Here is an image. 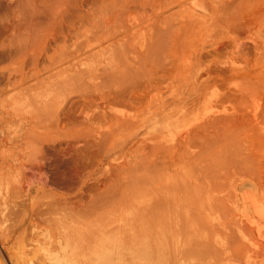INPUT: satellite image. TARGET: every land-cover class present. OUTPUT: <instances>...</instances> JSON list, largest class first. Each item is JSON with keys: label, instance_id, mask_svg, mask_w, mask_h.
I'll return each mask as SVG.
<instances>
[{"label": "rangeland", "instance_id": "1", "mask_svg": "<svg viewBox=\"0 0 264 264\" xmlns=\"http://www.w3.org/2000/svg\"><path fill=\"white\" fill-rule=\"evenodd\" d=\"M7 1L0 264L230 261L224 199L264 170V0Z\"/></svg>", "mask_w": 264, "mask_h": 264}, {"label": "bare ground", "instance_id": "2", "mask_svg": "<svg viewBox=\"0 0 264 264\" xmlns=\"http://www.w3.org/2000/svg\"><path fill=\"white\" fill-rule=\"evenodd\" d=\"M7 2H11V4H13L12 2V0L10 1H7ZM150 2V1H149ZM10 4V3H9ZM10 4V5H11ZM9 5V6H10ZM7 6H8V3H7ZM8 6V7H9ZM12 6V5H11ZM123 19V18H122ZM180 22V21H179ZM124 23V22H123ZM119 25V24H118ZM116 26V25H115ZM176 26V25H175ZM237 26V25H236ZM237 30V29H236ZM241 37V36H240ZM239 43V42H238ZM243 43V42H242ZM247 43V42H246ZM122 44V43H121ZM237 46V45H236ZM246 46V45H245ZM247 48V47H246ZM85 72L84 71H79L78 72V76H82L83 74H84ZM141 77H142V75H140ZM138 78V77H137ZM139 79V78H138ZM128 80V79H127ZM126 81V80H125ZM140 82H141V80H140ZM129 84V83H128ZM131 85V84H130ZM132 86V85H131ZM118 87H120V85L118 86ZM133 87V86H132ZM122 89V88H121ZM118 90V89H117ZM116 90V91H117ZM120 90V89H119ZM126 90H128V89H126ZM4 111H6V110H4ZM115 113V112H114ZM113 112H111V111H108V110H106L105 108H103V109H101V110H99V111H96V112H94L93 114H90V115H87V116H82V115H79L78 116V120H80L81 122H83V123H86V124H88V123H93V122H95V121H106L107 122V120H109L110 118H111V115H113L114 114ZM0 117H3V116H0ZM228 118V117H227ZM228 121H230V120H228ZM228 123V122H227ZM225 124V126L227 125L226 123H224ZM200 126V125H199ZM224 125H223V127H225ZM196 128H201L199 131H202V127L200 126V127H196ZM194 129V128H193ZM197 129H194V131H196ZM225 130H227V128L225 129ZM92 131V130H91ZM96 131V130H95ZM191 131H193L192 129H191ZM199 131H197L198 133H199ZM264 131V130H263ZM99 134V136H95V135H93V134H91L89 131H88V134L90 133L91 134V138H92V135L93 136H95L96 138H97V141H95L96 140V138L94 139V138H92V142H90L89 143V145L90 146H94V147H99V146H101L107 139L106 138H103L102 136H104V130H99V131H97ZM190 132V131H189ZM224 132V131H223ZM94 133V132H93ZM222 133V132H221ZM221 133H219V134H221ZM90 134H89V136H90ZM197 134V133H196ZM201 133H199V135H200ZM229 134V133H228ZM183 135V134H182ZM204 136H205V134H203ZM226 135V134H225ZM88 136V137H89ZM228 136V135H227ZM87 137V138H88ZM182 137H184V136H182ZM233 137H234V135H233ZM232 137V138H233ZM221 138H222V136H221ZM225 138V137H224ZM228 138H229V136H228ZM227 138V139H228ZM184 139H185V137H184ZM220 139V138H219ZM226 139V140H227ZM215 140V139H214ZM220 140H222V139H220ZM226 140H222L223 142L224 141H226ZM229 140V139H228ZM84 141H85V139H84ZM83 141V142H84ZM212 141V140H211ZM216 142V141H215ZM227 142V141H226ZM85 143H86V141H85ZM213 143V142H212ZM222 143V142H221ZM230 143H232V142H230ZM214 144V143H213ZM87 145H88V143H87ZM135 145V144H134ZM210 145V144H209ZM228 146V145H227ZM235 147V146H234ZM237 147V146H236ZM227 148V147H226ZM238 148V147H237ZM236 148V149H237ZM222 150V149H221ZM227 150H229V148L227 149ZM230 152H233V151H230ZM233 154V153H232ZM8 165V164H7ZM6 166V165H5ZM1 169V168H0ZM239 170V169H238ZM8 171V170H7ZM247 172H248V170H246ZM245 171V172H246ZM202 172V171H201ZM244 172V171H243ZM243 172H241V173H243ZM20 172H18V174H19ZM22 173H24L23 171H22ZM26 173V172H25ZM225 174V173H224ZM6 175V174H5ZM8 175V174H7ZM15 175V174H14ZM14 175H13V177H14ZM23 175H25V174H23ZM222 175V174H221ZM220 175V176H221ZM250 175V174H249ZM1 176H3L2 174L0 175V177ZM18 176V175H17ZM248 176V175H247ZM215 177V176H214ZM213 177V178H214ZM217 177V176H216ZM219 177V176H218ZM223 177V176H222ZM225 177V176H224ZM228 177V176H227ZM249 177V176H248ZM250 179L249 180H241L238 184H236V186H235V189H234V191L232 192V194H230V195H228V197L226 198L225 197V201H226V199L228 200V202H229V200H236L238 203H237V207H236V210L238 211L237 212V214H238V216H237V218L235 219V221H234V224H236L235 225V227L232 229V228H230V230L232 231V232H230V237L232 238V237H236L235 239L233 238V239H230V237H228L229 238V240H232L233 242H231L230 243V245L232 244L233 245V243H235L234 241H236V242H238V245H239V249H232L231 250V254H233V256H231V258H230V261H227V262H221V263H218V264H264V170L263 169H259V171H257V169H253V171L251 172V175H250ZM4 178H6V177H4ZM9 178V177H8ZM198 178V177H197ZM221 178V177H220ZM1 179H2V177H1ZM229 179V178H228ZM9 180H11V179H9ZM14 180V179H13ZM16 180V179H15ZM18 180V179H17ZM21 180V179H20ZM19 180V181H20ZM199 180V179H198ZM10 182V181H9ZM179 182V181H178ZM11 183V182H10ZM14 183V182H13ZM176 183V182H175ZM246 183H250V184H252L255 188H257L258 189V191L261 193H259L260 194V196L259 197H256V195H255V193H252V192H242V193H239V190L241 189V187L242 186H244V185H246ZM174 184V183H173ZM221 184V183H220ZM215 187H217V184L215 183ZM223 185V184H222ZM177 186H178V188H177ZM182 186H184V185H182ZM220 185H218V187H219ZM226 186V185H225ZM173 187V189L175 190V184H174V186H172ZM215 187H213V190H214V188ZM227 188H228V186H226ZM176 188L177 189H179V190H181L180 188H182V187H180V184H176ZM184 188V187H183ZM191 188V187H190ZM13 189V188H12ZM9 190V189H8ZM7 190V191H8ZM188 190H190V189H188ZM202 190V189H201ZM215 190L217 191V189L215 188ZM220 190V189H219ZM225 190V189H224ZM221 191H223V190H221ZM22 192V191H21ZM204 192V191H203ZM178 193V192H177ZM3 194V193H2ZM16 194V193H15ZM180 194V193H179ZM183 193H181V195H182ZM198 194V193H197ZM5 195V194H4ZM199 195V194H198ZM17 196V195H16ZM211 196V195H210ZM211 198V205H218L219 203L220 204H222L221 206L223 207V203H221L220 201V199H221V196H219V195H215V196H211L210 197ZM223 200V199H222ZM223 202V201H222ZM168 203V202H167ZM210 203V202H209ZM230 203V202H229ZM234 203V202H233ZM153 204V203H152ZM173 204V203H172ZM172 204H171V206H172ZM232 204V203H231ZM22 205V204H21ZM162 205V204H161ZM224 205H228L227 207H228V211L226 212V213H229L230 214V212L229 211H232V210H230L229 209V204H227V201H226V204L224 203ZM156 206V205H155ZM248 206H252L253 208H257V207H259V206H262V210L260 211V212H258V214H252V215H247V209H248ZM174 207V206H173ZM179 207V206H178ZM203 207V206H202ZM231 207V206H230ZM182 208V207H181ZM226 208V207H225ZM235 208V207H234ZM233 208V209H234ZM238 208V209H237ZM12 209V208H11ZM148 209V208H147ZM155 209V208H154ZM167 209H168V207H167ZM175 209V208H174ZM180 209V208H179ZM192 209V208H191ZM223 210H221V211H223L224 212V208H222ZM13 210V209H12ZM215 210H218V209H216L215 208ZM235 210V211H236ZM174 211H176V214H179V212L181 213V211H179L178 209H176V210H174ZM188 211V210H187ZM220 211V210H219ZM221 211L219 212V214H220V216H221ZM41 212V211H40ZM159 212V211H158ZM178 212V213H177ZM200 212V211H199ZM14 213V212H13ZM15 213H18V212H15ZM189 213H191V212H188V215H189ZM225 212H224V215L225 216H227V214H226ZM250 214V213H249ZM16 215V214H15ZM14 215V218L16 217ZM18 215V214H17ZM38 215H39V212H38ZM40 215H42L41 213H40ZM13 216V215H12ZM157 216V215H156ZM10 218V217H9ZM224 218V217H223ZM226 218H228V217H226ZM16 219V218H15ZM6 220H7V218H6ZM10 220H13V219H10ZM5 221V220H4ZM13 222V221H12ZM230 222H232V221H230ZM8 223L10 224V222L8 221ZM39 223H42V222H40L39 221ZM8 224V225H9ZM38 224V223H37ZM229 224V223H228ZM233 224V225H234ZM216 225V224H215ZM215 225H214V228H215ZM10 226L11 225H9V228H10ZM231 226V225H230ZM229 225H228V228L230 227ZM8 227V226H7ZM208 227H210V226H208ZM15 228V227H14ZM217 228V227H216ZM208 229V228H207ZM8 230V229H7ZM11 230V229H10ZM218 230V229H217ZM229 230V231H230ZM235 230H237V235H234V234H236V232H234V234H233V231H235ZM212 231H214V230H212ZM212 231H211V233H212ZM208 232H210V231H208ZM217 232V231H216ZM219 232V231H218ZM9 233V232H8ZM220 234H222L221 232H219ZM210 234V233H209ZM229 235V234H228ZM227 235V236H228ZM74 236V235H73ZM85 236V235H84ZM226 236V237H227ZM261 237V238H260ZM83 238V237H82ZM85 238V237H84ZM227 238V239H228ZM76 239V238H75ZM86 239V238H85ZM69 240V239H68ZM228 240V241H229ZM25 243V242H24ZM237 244V243H236ZM223 245V244H222ZM231 245V246H232ZM236 246V245H235ZM51 247H54L53 245L51 246ZM227 247V246H226ZM238 247V246H237ZM83 248H85L84 246H83ZM224 248H225V246H224ZM232 248V247H231ZM230 248V249H231ZM54 249V248H53ZM79 249V248H78ZM223 249V248H222ZM216 250V249H215ZM214 250V251H215ZM221 250V249H220ZM219 250V251H220ZM228 250V249H227ZM226 250V256L224 257V260L227 258V260H228V257H229V253H228V251ZM76 251V250H75ZM208 251V250H207ZM212 251V250H211ZM75 253V252H74ZM129 253V252H128ZM221 253H222V250H221ZM11 254V253H10ZM67 254V253H66ZM214 254V253H213ZM219 254H220V252H219ZM75 255V254H74ZM206 255H209V257H210V253L208 254H206ZM65 256V255H64ZM69 256V255H68ZM70 256H71V253H70ZM219 256V255H218ZM213 257V256H212ZM206 258H207V256H206ZM214 258V257H213ZM76 259H78V258H76ZM80 259V258H79ZM64 260V259H63ZM66 260V259H65ZM67 262H68V259L66 260ZM216 261V260H215ZM24 262V261H23ZM62 262V261H61ZM64 262V261H63ZM79 262V261H78ZM77 262V263H78ZM84 262H85V260H84ZM76 263V264H77ZM87 263V262H86ZM217 263V262H216ZM62 264H65V263H62ZM69 264V263H68ZM71 264V263H70ZM84 264V263H83Z\"/></svg>", "mask_w": 264, "mask_h": 264}]
</instances>
